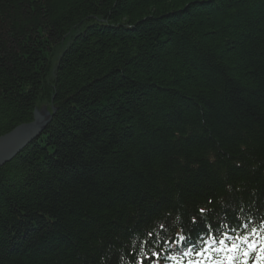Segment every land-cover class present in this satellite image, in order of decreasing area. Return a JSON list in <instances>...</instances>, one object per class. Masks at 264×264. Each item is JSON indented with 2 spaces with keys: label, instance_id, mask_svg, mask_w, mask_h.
<instances>
[{
  "label": "trees",
  "instance_id": "16d2710c",
  "mask_svg": "<svg viewBox=\"0 0 264 264\" xmlns=\"http://www.w3.org/2000/svg\"><path fill=\"white\" fill-rule=\"evenodd\" d=\"M0 264H264V0H0Z\"/></svg>",
  "mask_w": 264,
  "mask_h": 264
},
{
  "label": "water",
  "instance_id": "95a60500",
  "mask_svg": "<svg viewBox=\"0 0 264 264\" xmlns=\"http://www.w3.org/2000/svg\"><path fill=\"white\" fill-rule=\"evenodd\" d=\"M49 121L50 117H44L35 112L30 123L18 125L0 136V168L35 140Z\"/></svg>",
  "mask_w": 264,
  "mask_h": 264
}]
</instances>
